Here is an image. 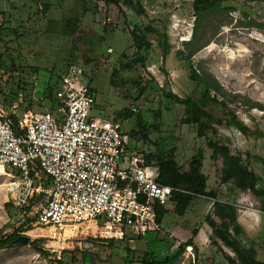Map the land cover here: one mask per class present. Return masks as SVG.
Returning <instances> with one entry per match:
<instances>
[{"label":"rangeland","instance_id":"obj_1","mask_svg":"<svg viewBox=\"0 0 264 264\" xmlns=\"http://www.w3.org/2000/svg\"><path fill=\"white\" fill-rule=\"evenodd\" d=\"M115 1L119 2V10L114 6L105 10L101 0H0V109L7 110L21 96L29 102L21 105V111L28 107L43 112L35 99L49 86L56 91L58 75L68 63L76 62L83 65L87 80H91L96 99L93 116L113 115L133 103V90L126 84L131 80L135 87V76L139 75L147 89L144 97L135 102L137 113L120 120L123 133L129 138L133 121L141 114L144 120L158 123L159 132L151 135V140L164 152L173 153L181 169L202 151V173L208 179V191L216 190L219 200L236 208L237 222L245 232L244 247L252 246L264 254V196L250 190L241 192L234 183L220 184L222 159L215 162L206 139L197 136L199 122L182 105L166 97L169 93L180 99L200 97L190 78V66L178 57L184 51L182 41L193 40L196 33L199 50L192 58L193 68L216 81L222 93L216 96L226 104V112L235 115L250 131L245 136L227 127L221 107L210 106L205 111L215 121H221L213 125V139L227 146L232 156L249 161V171L262 179L257 189L264 188V0H222L219 9L201 16L197 32L194 0ZM46 3L51 6L49 12L38 14L36 6ZM70 20L77 31L72 36L61 35ZM148 25L160 34L166 31L170 45L167 56L160 48V34L149 38L148 48L136 50L132 31ZM124 52L128 59L120 57ZM130 59L142 60L147 67L137 63L135 73L122 71L120 64ZM114 72L119 79L117 86L111 84ZM247 102L261 106L262 111L248 110ZM129 147L142 152L156 149L140 148L131 137ZM7 170L13 172L11 168ZM8 181L0 177V239L20 230V235L27 236L30 243L39 241L42 248L45 241L37 237L41 233L32 226L35 210L22 213L13 205L7 195ZM207 215L215 224H221L213 215L212 202L196 198L183 217L170 209L157 232L138 239L114 240L113 245L100 240L88 242L91 238L87 237V248L74 252V256L66 254L62 261L140 264L143 256L149 255L161 262L171 259L180 245L192 241L193 248H186L176 264H228L234 255L220 242L225 254L214 246L211 226L205 222ZM193 231L198 234L192 236ZM30 243L0 251V264H53Z\"/></svg>","mask_w":264,"mask_h":264},{"label":"built area","instance_id":"obj_2","mask_svg":"<svg viewBox=\"0 0 264 264\" xmlns=\"http://www.w3.org/2000/svg\"><path fill=\"white\" fill-rule=\"evenodd\" d=\"M35 100L43 112L21 111L29 103L21 96L0 109V167L13 205L35 210L46 260L58 264L87 248V237L122 241L159 231L171 200L184 192L158 183V166L130 149L116 114L93 116L83 65L68 63L53 99Z\"/></svg>","mask_w":264,"mask_h":264},{"label":"trees","instance_id":"obj_3","mask_svg":"<svg viewBox=\"0 0 264 264\" xmlns=\"http://www.w3.org/2000/svg\"><path fill=\"white\" fill-rule=\"evenodd\" d=\"M105 7V10L109 9L111 6L116 7L119 10V2L115 0H101ZM222 0H194L193 8L195 14L197 15L195 32L199 28V23L201 16L207 12H212L220 8V3ZM37 13L49 12L51 9L50 4L37 5ZM230 10H235L233 7H229ZM3 13V11H1ZM0 13V14H1ZM245 18H247L245 16ZM72 20L68 21V29L64 30L61 35L63 36H72L77 28L73 24ZM2 29V28H1ZM0 29V30H1ZM166 29V28H165ZM159 31L152 25H148L143 29L135 28L132 31L133 42L136 50L139 52L144 48L150 46L149 38L159 35ZM160 48L163 51V56H167L170 51L169 38L164 31L160 35ZM196 33H194V39L183 43L184 51L178 53V57L182 59L188 66H190V78L196 84V88L199 91V99H180L179 97L168 94L166 97L182 105L190 117L199 122L197 125L196 134L199 138H204L207 141V147L212 150V159L216 162L219 158L222 159V170L220 173V184L229 185L234 183L235 187L244 192L250 190L256 195L264 196V188L257 189V186L262 182V179L258 177L252 171H249V161H243L239 155L232 156L228 147L224 146L217 140H214L213 125L215 123L221 124V121H215L213 116L208 114L205 109L210 106H219L222 111V118H226L227 127L233 128L245 136H249V129L239 122L235 115L227 113V106L224 102L220 101L216 95L222 94L221 89L211 78H207L206 75H201L197 69L193 68L191 64L193 56L198 52L197 45L195 43ZM122 59H128L127 53L120 54ZM89 61H87V64ZM137 63H141L143 68H146V64L142 60H126L124 63L120 64V69L122 71L136 72ZM58 75V81H60L61 76ZM209 77V76H208ZM111 84L117 86L118 84V75L116 72L113 73L111 78ZM136 85L135 87L131 85V80L126 84L131 87L133 90V102H138L141 98L144 97L147 84H143L140 81V77L135 76ZM91 82V80H90ZM59 85V84H58ZM144 85V87H143ZM137 87V88H136ZM58 88V87H57ZM56 88V89H57ZM131 91V90H130ZM211 92H214L215 95H211ZM55 90L52 87H47L43 90L41 97L47 99H53ZM40 97V98H41ZM247 109H259L262 111V107L259 105H252L249 102L246 103ZM132 112L123 108L121 111L117 112L115 115V120L120 122V120H128L132 116ZM159 114V113H157ZM160 117V116H159ZM221 118V119H222ZM121 123V122H120ZM159 125L157 122H148L143 119V115L137 114L136 119L133 121L131 131L129 132V138L135 141L138 147H151L156 146L155 151L141 152L146 160L147 165L154 164L159 168V178L158 183L162 186H168L183 191L184 193H176L174 198L171 200L169 208L173 209L174 213L178 217H183L190 207L191 203L196 198H206L212 202L213 215L221 220V224L217 225L213 222L211 215L205 217V222H207L212 229L213 234V244L219 252L225 254L222 248L218 245V242L230 250L234 258L229 259L228 264H264V254L260 250L254 249L252 246L244 247L243 240L245 238L244 229L237 222V210L229 202H222L218 199V193L216 190H209L207 187V177L202 173L203 168V152L199 151L195 157L188 163L185 169H181L177 162L174 159L173 153L167 151L164 152L163 148L158 146L156 142L151 140V135L159 132ZM229 193H232V190L229 189ZM28 211V210H26ZM30 229H27L29 231ZM26 231V232H27ZM22 231H16L11 235L5 236L0 239V251L8 248V244L14 241L20 236ZM197 231L192 232V236H196ZM125 238L122 241H127ZM91 242H94L91 241ZM115 241H108L107 244L113 245ZM39 241H33L30 243L31 247L36 250L41 256L45 257L46 253L38 246ZM188 247L193 248L192 241H188L183 245L179 246L177 253L171 258L166 259L161 262H157L155 259L149 258V255L143 256L140 261V264H176L179 258L185 252V249ZM74 253H68V255H73ZM74 256V255H73ZM65 257V256H64ZM63 257V258H64ZM73 260L74 257H71ZM63 260V259H62ZM58 264H64L63 261H60ZM119 264H126V261Z\"/></svg>","mask_w":264,"mask_h":264},{"label":"water","instance_id":"obj_4","mask_svg":"<svg viewBox=\"0 0 264 264\" xmlns=\"http://www.w3.org/2000/svg\"><path fill=\"white\" fill-rule=\"evenodd\" d=\"M30 243V239L25 235H20L14 241L8 244V248H18L28 246Z\"/></svg>","mask_w":264,"mask_h":264},{"label":"bare ground","instance_id":"obj_5","mask_svg":"<svg viewBox=\"0 0 264 264\" xmlns=\"http://www.w3.org/2000/svg\"><path fill=\"white\" fill-rule=\"evenodd\" d=\"M0 174H1L0 177H2V176H5L6 177V174L3 172V169L1 167H0Z\"/></svg>","mask_w":264,"mask_h":264},{"label":"clouds","instance_id":"obj_6","mask_svg":"<svg viewBox=\"0 0 264 264\" xmlns=\"http://www.w3.org/2000/svg\"><path fill=\"white\" fill-rule=\"evenodd\" d=\"M188 42V41H187Z\"/></svg>","mask_w":264,"mask_h":264}]
</instances>
